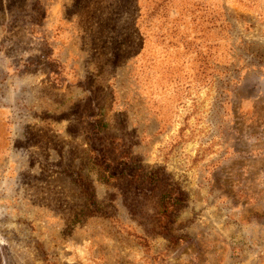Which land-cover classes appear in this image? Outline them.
Listing matches in <instances>:
<instances>
[{"label": "rangeland", "instance_id": "374dc122", "mask_svg": "<svg viewBox=\"0 0 264 264\" xmlns=\"http://www.w3.org/2000/svg\"><path fill=\"white\" fill-rule=\"evenodd\" d=\"M0 264H264V0H0Z\"/></svg>", "mask_w": 264, "mask_h": 264}, {"label": "crops", "instance_id": "0c3cea01", "mask_svg": "<svg viewBox=\"0 0 264 264\" xmlns=\"http://www.w3.org/2000/svg\"><path fill=\"white\" fill-rule=\"evenodd\" d=\"M46 9H48V11L50 10V5H48V7H46ZM45 20L41 22V24L36 25L37 23H32L31 24V31L34 35L35 32H37V35H40V44H41V48L40 54H64L63 50H64V46H63V41H64V37L62 36H58L59 39H57L55 41V39H53L54 35L51 34V29H50V23L48 22V24L45 25ZM32 33L30 32V35H32ZM28 35L29 38H31V36L29 34ZM52 37V38H51ZM58 50V51H56Z\"/></svg>", "mask_w": 264, "mask_h": 264}, {"label": "trees", "instance_id": "16d2710c", "mask_svg": "<svg viewBox=\"0 0 264 264\" xmlns=\"http://www.w3.org/2000/svg\"><path fill=\"white\" fill-rule=\"evenodd\" d=\"M163 196L157 202L158 204L155 210L156 218L153 222L155 223V228L160 232H164L173 221V214L177 211L178 201L180 200L179 197L173 200L170 196Z\"/></svg>", "mask_w": 264, "mask_h": 264}]
</instances>
